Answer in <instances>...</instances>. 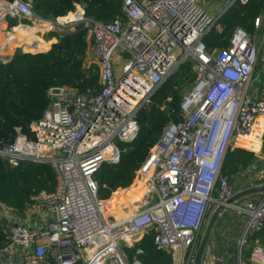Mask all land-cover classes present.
Listing matches in <instances>:
<instances>
[{
  "label": "built area",
  "instance_id": "built-area-1",
  "mask_svg": "<svg viewBox=\"0 0 264 264\" xmlns=\"http://www.w3.org/2000/svg\"><path fill=\"white\" fill-rule=\"evenodd\" d=\"M238 1L248 0H226L217 14L204 0H123L126 19L94 20L81 5L73 19L64 16L71 28L87 21L101 88L80 93L52 87L50 106L32 124L36 139L20 134L0 147V158L14 166L46 162L56 170L54 190L35 197L51 217L37 227L9 223L0 264H142L129 260L121 242L133 244L152 229L158 248L176 253L190 248L193 263L211 204L234 193L222 171L228 150L263 149L264 96L250 92V84L257 70L264 75V15L255 19L252 33L237 28L226 49L210 52L205 41ZM9 17L18 18V26L44 23L48 30L57 21L39 17L30 1L0 0V32L12 31ZM63 22L57 28L67 27ZM5 49L0 43V59L7 61ZM187 60L200 76L183 98L180 120L164 127L137 171L135 179L144 181L142 198L124 207H136L128 216L106 214L96 173L104 163L121 160L126 150L121 142L133 141L140 130L139 112ZM252 135L259 149L238 144L241 136ZM234 208L248 213L240 240L246 244L264 228V198H247ZM252 249L250 259L241 257L239 264H264V245L254 243Z\"/></svg>",
  "mask_w": 264,
  "mask_h": 264
},
{
  "label": "trees",
  "instance_id": "trees-1",
  "mask_svg": "<svg viewBox=\"0 0 264 264\" xmlns=\"http://www.w3.org/2000/svg\"><path fill=\"white\" fill-rule=\"evenodd\" d=\"M27 1L31 2L39 17L54 21L76 11L78 5L84 7L85 15L94 20L110 22L117 18L126 19L123 0ZM261 15H264V0L236 2L207 34L205 41L209 51H221L229 47L237 28L254 32L255 19ZM18 25L19 20L16 19L10 30L16 29ZM40 27L42 28L38 30L48 26L44 24ZM89 29L73 30L64 27L62 31L57 28L50 30L47 39L51 41V45L47 46H42L44 41L36 33L37 30L19 38L32 29L22 33L18 28L12 34L15 35L19 30L17 38L8 36L12 40L6 42H12V45L25 43L24 48L30 51L17 48L9 60L0 59V142L20 134L36 139L32 124L43 117L50 106L52 87L68 86L80 93H85L88 89L95 92L100 90L99 66L95 63L86 64L91 43ZM196 79L194 61L181 63L153 94L151 105L145 106L139 112L140 130L133 141L121 142V146L126 149L121 160L116 164L104 163L96 173L99 195L107 206L113 204L123 191L133 190L137 171L150 154L164 127L181 118V104L188 93H184L185 85L191 89ZM257 157L255 152L246 148L229 149L222 171L228 176L230 183L236 176L247 181L248 170ZM55 182L56 170L50 163L22 161L20 165L14 166L8 159L0 158V246L7 243L5 230L12 222L3 215L4 207L11 208L15 214L23 217L25 211L37 204L35 197L41 191L54 190ZM257 234L262 240L257 243L264 245V231ZM156 235L157 232L152 229L133 244L124 242L126 249L123 250L129 260L137 259L142 264H175L172 252L156 245ZM256 235L253 240H256Z\"/></svg>",
  "mask_w": 264,
  "mask_h": 264
},
{
  "label": "rangeland",
  "instance_id": "rangeland-1",
  "mask_svg": "<svg viewBox=\"0 0 264 264\" xmlns=\"http://www.w3.org/2000/svg\"><path fill=\"white\" fill-rule=\"evenodd\" d=\"M225 3H226V0H204V2H202L203 6H205V8H207L213 14H217L220 11V9L225 5ZM8 20H9L10 28H12L13 27V22H15L16 19L9 17ZM60 21L63 22V20H59L58 19L51 26H49V30H48V28L47 29L45 28V29H43V31H40L39 32L40 35L42 33L47 34L52 28L58 27L59 26L58 24L60 23ZM63 23L66 24V26L68 27V29L71 28L70 26H68V23L67 22H63ZM41 25H44V23L43 24H39V26H41ZM31 26H35V25L34 24H31ZM40 28H42V27H40ZM16 29H18V27ZM60 29L61 28L59 27V30ZM14 33H15V31L11 32L10 34H14ZM92 35L93 34H92L91 30L89 29V39L91 41V47H92V43H93V37H92ZM5 37H7V36H5ZM15 41H17V40H15ZM11 44H12V42H11ZM24 45L25 44H20V45H16V47L17 48H24ZM127 54L128 53H124L123 55L125 56ZM196 72H197V79H196V81H197L199 79L200 73L198 71H196ZM258 78H260L262 80V82L264 83V75L261 74L260 77H258ZM258 78L254 77V80L251 82V84H250V92L255 87V84L259 82L258 81ZM196 81H195V83H196ZM189 88H190V86L185 85V89H184V93L185 94L190 90ZM262 153H264V143H263L262 152L260 154L262 155ZM259 160H260V158L257 157L256 158V161H259ZM242 180H243V178H241L239 176H236L235 179L233 181H231L230 186L232 188L234 186V188H235V186L239 185V183L246 182L245 180H243V181ZM134 182H135V180H134ZM232 188H230V189H232ZM143 189H144V185H143ZM215 196L216 197L219 196V193H218L217 190L215 191ZM263 196L261 198L256 199V200L263 199L264 198ZM119 197H121V196H119ZM41 202L42 201L40 199H37V203L38 204H40ZM216 206H217V202H213L211 204L210 209H209V213H208V216H207V219L209 218L210 213L214 210V208ZM225 211H227L228 214H231V213L234 214L236 211H237V213L240 214V212H238L237 209H234V208H231V207L227 208ZM2 213L6 217H8L10 220H12L11 224L14 223V222H17L19 216L17 214H15V211H13L11 208L4 207ZM245 220L243 221V223L241 225V231H240V233H239V235L237 237V240H234L233 239L234 238L233 237L234 236V231L233 230L230 231L228 229H225L222 232V234H220V232H219V234H216V237L215 238H213V235H212V237H211V243H210V245H209V247H208V249L206 251L205 257H204V261H205L206 264H222V263H224V261H225L224 264H239V261H240V258L241 257L242 258H245L246 260L250 259V255H251V252L253 250L252 249V245L254 243V240L252 239L250 242H247L246 244H242L240 242V240L242 238V227H243V224H244ZM218 224L219 223L217 222L216 227H218ZM235 225H233L232 228ZM216 227H215V229H216ZM204 228H205V226H203V228L200 231V238H201V236L203 234ZM258 233H260V232H258ZM257 236H259V234H257L255 237H257ZM121 246H122L123 249L125 248L123 242H121ZM194 250H193V254L195 252ZM190 251H191L190 248H188L183 253H181L180 251L176 253V251H174V250H171L170 252H172V255H173L174 260H175V264H188V263L191 264L190 261H189V257H188L189 254H190ZM181 255H184V261L182 260L180 262V256Z\"/></svg>",
  "mask_w": 264,
  "mask_h": 264
},
{
  "label": "crops",
  "instance_id": "crops-1",
  "mask_svg": "<svg viewBox=\"0 0 264 264\" xmlns=\"http://www.w3.org/2000/svg\"><path fill=\"white\" fill-rule=\"evenodd\" d=\"M81 9H83L82 6H81ZM73 17H74V13L71 12V14H69V16L67 18H65V19L66 20H71V19H73ZM63 18H64V16L59 17L58 19L59 20H63ZM14 19H18V18H14ZM40 24H42V23H40ZM6 25H7V28L10 30L9 20H8V22H7ZM25 27H27V25L20 26L19 27V30L21 29V32L22 33H25L27 30H30V29H32V30L29 31L24 36H27L29 33L33 32L34 30H37L36 33L44 41V43H43L42 46L51 45V41L49 39H47V34L48 33L47 34L42 33L40 35L39 32L40 31H43V30H38V29H41L39 25L30 26L29 28H25ZM63 28L64 27H61L60 30L62 31ZM14 29H11V30L13 31ZM53 29H55V28H52L51 30H53ZM57 29H59V28H57ZM4 34L5 33L3 32V35L0 37V43H1L2 46H5L6 47V49L4 50V54H5L4 57H6L8 59V58L12 57V55L16 51V49H17L16 44L17 43H15V44L12 45V44H9V42H6V37H5ZM7 36H9V35H7ZM89 41H90V39H89ZM23 44H25V43H23ZM23 49H25V48H23ZM115 62H116V64H115L116 73L120 75V73H121V61H120V58L117 55L115 57ZM93 63H95V64L98 65V63L93 58V55H92V47H91V43H90V49H89V52H88V57H87L86 64L87 65H90V64H93ZM257 74H258V77H260L261 73H259L258 70L256 71V74L254 75V77L258 78L257 77ZM258 81L259 82L255 84V87L253 88V90L251 92L253 94L257 95V96H264V83L262 82V80L260 78H258ZM241 137H247V136H241ZM241 137H240V139L238 141V144L239 145H243V146H246V147L253 145V148L259 149L260 140L257 139L256 141H249V140L244 139V138H241ZM240 140L242 141L243 144L240 143ZM256 155L260 158V160L259 161H255V163L253 164V166L250 167V169L248 170V173L246 175L247 177L250 176V175H252V174H254V173H257L258 174L259 172H263L264 171V156H263L264 153H262V155L260 153H258ZM253 183H256V181H253ZM247 185H248V182L246 181L244 184H239V185L235 186V188L233 189V191L240 190V189H242L243 187H245ZM129 190H132V189H129ZM125 191H123V192H125ZM127 191H128V189H127ZM263 195L264 194H262V193H256V194L250 195V196H248L246 198H243L242 200H240L236 204H241L247 198H251V199L256 200L258 198H261ZM232 208H234V207H232ZM19 217H18L17 222L29 223L32 226L37 227V226L43 224L47 219H49L51 217V214L49 215L45 210H43L39 206V204H35V205L32 206V208L30 207L29 210L25 211V215L23 217L22 216H19ZM246 218H248V213L245 212V211L244 212H241L240 214L237 213V211L234 214L233 213L228 214L227 211H224L221 214V216L219 217L218 221H217L219 224H218V227H216V229H214L213 238H215L216 237V234H219V232H220V234H222V232L225 229H228L230 231L231 230L234 231V236H233L234 238L233 239L234 240H237V237H238V235H239V233L241 231V225H242L243 221ZM233 225H235V226L232 228ZM263 231H264V229L262 231H260V232H263ZM257 241L258 242H261L262 240L259 237H257L256 240H254V243H257ZM254 243H253V245H254ZM224 263H225V261H224ZM224 263H222V264H224Z\"/></svg>",
  "mask_w": 264,
  "mask_h": 264
},
{
  "label": "water",
  "instance_id": "water-1",
  "mask_svg": "<svg viewBox=\"0 0 264 264\" xmlns=\"http://www.w3.org/2000/svg\"><path fill=\"white\" fill-rule=\"evenodd\" d=\"M9 1H13V0H9ZM87 27H88L87 21L83 20L73 25L71 29L79 30V29H84ZM24 50L30 51L26 49ZM148 105H151V102ZM14 141H15V137L9 140L1 141L0 147L4 145H11L14 143ZM254 174L249 176L250 178H248L247 180L248 182L247 186L243 187L240 190L234 191V193L231 196L225 198L224 200L217 202V206L210 213L209 218L206 220L205 228L199 240L198 246L195 250L192 264H206L204 261V257L211 243V237L213 235V232H214V229L216 227L219 217L227 208L234 207V205L237 202H239L243 198H246L250 195H253L256 193L264 194V171L259 172L258 174L257 173H254ZM253 181H256V183H253Z\"/></svg>",
  "mask_w": 264,
  "mask_h": 264
},
{
  "label": "bare ground",
  "instance_id": "bare-ground-1",
  "mask_svg": "<svg viewBox=\"0 0 264 264\" xmlns=\"http://www.w3.org/2000/svg\"><path fill=\"white\" fill-rule=\"evenodd\" d=\"M43 24V23H42ZM5 26V24H4ZM20 26H24V25H20ZM18 26V28L20 27ZM17 29H15L14 31L16 32ZM19 33V31L15 34V35H12L10 33H7V34H4L5 36L9 35V36H17ZM3 35V33L0 32V37ZM25 36H21L19 38H23ZM17 38V37H16ZM7 41H11L12 38L10 37H6ZM241 138H244V139H247L249 141H256L257 139L254 137V135L252 136H247V137H241ZM143 180H138L136 179L135 180V183H134V188L131 192H123L120 196L121 197H118L115 202L109 206L106 205V203L104 204L103 206V209L104 211H106L105 213L107 214V211H113L116 213L117 217H121V216H128L130 215L136 207H130L128 209H124V207H126L128 205V203L130 202H134V201H137L139 200L140 198H142V195H143ZM139 193V194H138ZM136 194V195H135Z\"/></svg>",
  "mask_w": 264,
  "mask_h": 264
}]
</instances>
